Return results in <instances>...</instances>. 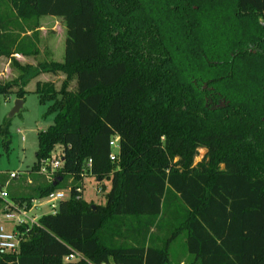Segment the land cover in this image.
I'll return each mask as SVG.
<instances>
[{"label":"trees","instance_id":"16d2710c","mask_svg":"<svg viewBox=\"0 0 264 264\" xmlns=\"http://www.w3.org/2000/svg\"><path fill=\"white\" fill-rule=\"evenodd\" d=\"M5 1L14 18L0 19V61L20 76L0 80V110L2 97L24 102L40 75L66 76L59 91L35 86L55 119L37 134L31 173L57 146L63 167L8 198L30 208L71 194L37 226L18 228L19 252L0 249V264H172L180 242L176 264H264V0ZM43 17L65 24L64 62L22 66L13 57L39 54ZM9 130L0 121L6 151ZM86 174L110 182L105 205L77 193ZM5 182L0 175V191ZM72 254L80 259L64 262Z\"/></svg>","mask_w":264,"mask_h":264},{"label":"rangeland","instance_id":"374dc122","mask_svg":"<svg viewBox=\"0 0 264 264\" xmlns=\"http://www.w3.org/2000/svg\"><path fill=\"white\" fill-rule=\"evenodd\" d=\"M14 16L6 3L5 0L1 1L0 9V19L1 21L8 23L12 20ZM27 28L26 25H23ZM39 28H41L42 33L39 36V46L41 54L36 60V65L41 62H53L54 60L59 62L63 61L65 53V41H66V28L65 24L61 19L55 20L53 17H43L39 20ZM7 61L2 60L0 63V72L4 71V83L16 80L20 73L17 69L11 66V69H4V65ZM41 76V75H40ZM34 80V79H33ZM32 80V81H33ZM43 82H49L54 85L55 89L59 91L63 82L66 80V76L58 72L57 74H46V78L39 79ZM76 80L73 79L69 83V91L76 92ZM28 94L23 102V111L19 112L17 115L10 118V115L15 108L16 102L18 101L15 95L10 97L1 98V110H0V121L10 120V135L11 144L9 150L6 151L4 146L0 147V175L2 179L9 180V174H17L18 179L12 180L19 185H26L28 182V177L34 179L37 176L42 177L39 173H31V170L36 164V152H37V134L39 132L46 131L50 126L54 124L55 115L51 114L44 117L51 106V102L46 104H41L38 96L34 94L35 82L28 85ZM20 131L21 133H19ZM24 138V141H22ZM62 147L57 146L51 154L53 161L56 160L57 156L62 155ZM205 155L204 150L199 151V157L195 160V163H199ZM115 161L114 163H117ZM50 182L53 178H48L43 176ZM6 181V182H7ZM5 182V184H6ZM71 179L66 178L62 184V187H68L70 185ZM11 184V183H10ZM4 185V190H6L7 195L9 192L13 195H17L16 192L26 193L24 189L16 191L14 187ZM23 186V187H24ZM111 184L109 181H104L101 185H98L96 180L89 174L83 177L82 182V201L89 206H103L106 203V196L109 193ZM64 193L68 195V190L63 189ZM37 209L33 210L29 216L31 218L40 219L43 216L54 214L55 211L51 210L48 205L45 204V200L36 202ZM182 243H178L172 246V255L174 261L172 264H176L178 259L183 256Z\"/></svg>","mask_w":264,"mask_h":264},{"label":"built area","instance_id":"2783aa9c","mask_svg":"<svg viewBox=\"0 0 264 264\" xmlns=\"http://www.w3.org/2000/svg\"><path fill=\"white\" fill-rule=\"evenodd\" d=\"M21 133L20 131H18ZM24 141V138H22ZM111 149L110 160L115 162L118 160L119 154V137L115 136L109 143ZM63 167L62 155L57 156L56 160H50L42 162L40 166V174L42 176L52 178L55 172L59 171ZM91 167V162L88 163V168ZM17 174H9V180L5 186H8L12 180L18 179ZM85 176V175H84ZM61 191L51 192L45 200V204L50 207L51 210L57 211L61 202L67 201L70 198L71 190H68V195ZM77 193H82L81 189L76 190ZM0 200H2L4 207L0 217V249L8 254H17L20 249V244L24 241L25 233L20 232L18 228H31L38 225V219L31 218L29 214L37 208L36 202L41 200L31 201V207L28 208L27 204L11 201L8 198L6 190L4 188L0 191ZM55 214V213H54ZM80 259L77 254H72L64 259V262H76Z\"/></svg>","mask_w":264,"mask_h":264},{"label":"crops","instance_id":"0c3cea01","mask_svg":"<svg viewBox=\"0 0 264 264\" xmlns=\"http://www.w3.org/2000/svg\"><path fill=\"white\" fill-rule=\"evenodd\" d=\"M54 18V17H53ZM42 19V18H41ZM40 19V20H41ZM55 20H57V19H59V18H54ZM25 30V29H24ZM42 29L41 28H39V36H41L40 34L42 33V31H41ZM27 35H30V33H27ZM22 36H24V35H22ZM38 49H39V54L37 55V56H29V57H26V56H22V55H15L13 58L20 64V65H22V66H26V65H30V66H36V60L39 58V56H40V54H41V50H40V46L38 45ZM64 57H65V53H64ZM2 60H5V61H7V64H5L4 65V69L6 70V69H11V66H12V62H11V60H9V59H7V58H2L1 59V61ZM1 61H0V63H1ZM53 62H55V63H60V64H62L63 62H64V59H63V61H59V62H57V61H53ZM41 63H45V62H41ZM46 63H48V62H46ZM13 67V66H12ZM4 76H5V74H4V71H1V75H0V80L1 81H3V78H4ZM41 78H46V74H42L41 76H39L38 78H36V79H34L33 81H31L30 83H32V82H35V86H36V84L37 83H49V82H43V81H40L39 79H41ZM29 83V84H30ZM28 84V85H29ZM28 87V86H27ZM27 87H26V89H27ZM27 91V90H26ZM28 182L26 183V185L24 186V185H19V183H15V181L13 182V181H11L10 183V186L8 187V188H10V187H14L15 189H16V191H19V190H21V189H24V191L26 192V193H29V192H31V190L32 189H34V188H36V187H38V186H40V185H44V184H47V183H50V181L49 180H47L46 178H44L43 176L42 177H40V176H36L34 179H31L30 177H28ZM15 180H17V179H15ZM7 181V180H6ZM24 186V187H23ZM17 193V195H19L20 193L19 192H16ZM16 195V196H17ZM14 196V195H13ZM37 209V208H36Z\"/></svg>","mask_w":264,"mask_h":264},{"label":"water","instance_id":"95a60500","mask_svg":"<svg viewBox=\"0 0 264 264\" xmlns=\"http://www.w3.org/2000/svg\"><path fill=\"white\" fill-rule=\"evenodd\" d=\"M22 108H23V101L18 100L16 102L15 108L13 109V111H12V113L10 115V118H12L13 116L17 115L21 111Z\"/></svg>","mask_w":264,"mask_h":264}]
</instances>
